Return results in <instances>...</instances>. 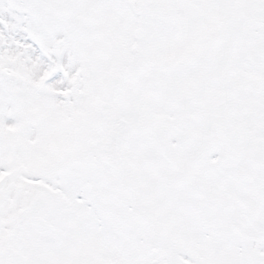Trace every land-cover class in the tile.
I'll use <instances>...</instances> for the list:
<instances>
[{"label":"snow or ice","instance_id":"snow-or-ice-1","mask_svg":"<svg viewBox=\"0 0 264 264\" xmlns=\"http://www.w3.org/2000/svg\"><path fill=\"white\" fill-rule=\"evenodd\" d=\"M0 264H264V0H0Z\"/></svg>","mask_w":264,"mask_h":264}]
</instances>
